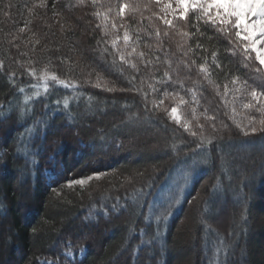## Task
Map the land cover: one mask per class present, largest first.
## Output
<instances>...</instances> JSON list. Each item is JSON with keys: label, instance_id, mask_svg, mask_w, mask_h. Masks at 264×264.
<instances>
[{"label": "trees", "instance_id": "trees-1", "mask_svg": "<svg viewBox=\"0 0 264 264\" xmlns=\"http://www.w3.org/2000/svg\"><path fill=\"white\" fill-rule=\"evenodd\" d=\"M69 2L55 0L54 8L53 0H48L46 11L36 8V15H30L28 9L38 0H0V59L4 60L0 69V116H7L0 119V264H44L45 260L56 264H208L219 236L237 244L233 264H264V144L259 137L246 140L230 120L221 116L228 128L220 133L206 128L204 134L219 135L222 140L213 141L187 160L192 166L191 178L183 191L177 192L173 185L185 168L181 163L184 154L195 149L199 141L171 121H166V130L165 121L155 118L114 129V124L130 114L144 116L140 95L105 92L84 84L79 104L69 101L74 117L69 122L63 99L72 96V91L54 86L44 94L38 77L45 65L61 79L94 83L99 72L112 82L109 87H129L125 75L132 73L109 74L99 66L96 39L100 34L91 27L95 21L85 15V10L69 11ZM29 21L30 30L20 33ZM13 37L18 39L10 45ZM36 39L39 44H35ZM16 43L19 52H27L28 57L19 55ZM29 57L37 61V77L21 75L13 62L15 58L27 64ZM12 73L17 77L14 83L8 79ZM191 76L196 79L195 70ZM219 79L222 83L223 77ZM37 91L40 96L35 95ZM26 95L33 99L28 104L31 111L25 116L19 106ZM205 95L214 99L211 90ZM89 96L93 98V111L87 109ZM162 98V94L155 97L157 102ZM166 106H170L167 99L161 107ZM41 120L43 124H36ZM30 129L36 130L25 144ZM171 144L178 146L177 152L166 147ZM53 154L55 167L49 162ZM33 158L38 162L35 165ZM193 159L206 163L192 165ZM154 171L156 184L166 181L163 191L170 190L178 197L166 220L157 222L146 204L136 209L135 217L131 208L107 216L100 212L102 206L110 208L115 197L141 188ZM96 172L106 175L88 182L83 189L67 186L69 180ZM217 183L219 187H215ZM213 192L215 203H206L212 200ZM157 203L159 214L163 210L160 197ZM93 208L95 213L86 222ZM144 215L150 217L147 223ZM201 216L204 224L199 222ZM132 219L136 220L134 226ZM157 225V242L151 249L141 246L133 255L141 237L148 238L140 229L153 234ZM232 231L236 235L230 237ZM69 240L71 251L78 253L81 246L86 249L81 259L71 260L65 255Z\"/></svg>", "mask_w": 264, "mask_h": 264}, {"label": "snow or ice", "instance_id": "snow-or-ice-1", "mask_svg": "<svg viewBox=\"0 0 264 264\" xmlns=\"http://www.w3.org/2000/svg\"><path fill=\"white\" fill-rule=\"evenodd\" d=\"M47 7L48 0H38L28 11L30 15H36L34 9L46 11ZM53 7L55 8V0ZM66 7L69 11L85 10V15L95 21L91 27L94 32L100 34L96 39L99 66L109 74L113 71L121 74L132 73L125 75L129 87L118 89L114 85L109 87L112 82L104 79L99 72L96 73L94 83L90 80L80 83L61 79L55 71L48 70L45 65L38 77L43 82L44 94L50 93L54 86H62L73 93L63 99V108L68 112L69 122L74 119L69 101L79 104L84 94V84H91L93 88H101L105 92H134L140 95L144 116L130 114L125 121L114 124V129L155 118L165 121L163 126L166 130V121H171L199 141L195 149L184 154L181 163L185 168L181 169L173 185L177 192L183 191L191 178L192 166L187 164V160L194 157L198 150L207 149L213 141L219 143L222 140L219 135L204 134L206 128H211L213 133H220L228 128L221 116L230 120L246 140L259 137L264 144V0H116L115 5L113 0H74V3L70 0ZM31 23L32 21L27 22L19 32L29 31ZM61 28L63 29L64 25H61ZM17 39L18 37H13L10 45ZM39 43L40 40L36 39L35 44ZM15 46L19 52V43ZM32 51H35L34 46ZM19 55L28 57L27 52H19ZM13 62L21 69V75L37 77V61L34 58L29 57L27 64L15 58ZM3 68L4 60L0 59V69ZM193 70L197 73L196 79L191 76ZM220 77H223L222 83ZM8 79L14 83L16 74L12 73ZM146 83L148 91H145ZM209 90L214 93L212 100L205 95ZM20 91L22 92L23 88ZM161 94L163 98L157 102L155 97ZM35 95L40 96L41 93L37 91ZM32 99L25 96L23 105L19 106L21 114L26 116L31 111L28 104ZM92 99L91 96L88 97V111H93ZM165 99L170 102V106L161 107ZM56 104L59 108L60 101L57 100ZM210 111L212 115H208ZM5 118L6 115L0 116V119ZM43 123L42 120L36 121L38 125ZM35 130H29V140L24 141L25 144L30 142L31 133ZM104 139L101 135V140ZM166 147H170L174 153L177 152L176 144ZM36 154L38 153L34 155ZM55 160L56 154L49 157L53 167ZM32 163L35 165L38 162L33 158ZM199 163L206 161L192 160V165ZM48 171L45 169V172ZM105 175L104 172H96L86 178L69 180L66 183L69 188L79 185L83 189L88 182L100 180ZM156 179L157 174L154 171L141 188L133 189L132 193L126 191L123 197H115V202L110 208L102 206L100 212L107 216L131 208V215L135 217L136 209L146 204L157 222L166 220L176 206L178 197L170 190L165 193L163 188L166 181L157 185ZM180 180L184 183L180 184ZM215 187H219V183ZM148 197L152 199L149 200ZM157 197L162 199L159 207L163 210L159 211V214H156ZM215 197L216 193L213 192L212 200L206 203H215ZM121 200H124V203H121ZM94 213L95 208L90 210L85 221L90 220ZM149 219L148 215L143 216L145 223ZM199 222L205 223L203 216ZM130 223L134 226L136 220L132 219ZM132 230H135L134 227ZM158 231V225L153 234H147L145 228H141L140 232L148 238L141 237L133 255H137L143 245L151 249L159 239L155 234ZM229 235L232 237L236 233L232 231ZM66 245L65 255L71 257V241H66ZM212 246L215 251L208 264H233L237 247L234 240L226 241L223 236H219ZM83 250L81 246L79 251ZM243 256L244 249H241V259ZM44 264L56 262L46 261Z\"/></svg>", "mask_w": 264, "mask_h": 264}, {"label": "rangeland", "instance_id": "rangeland-1", "mask_svg": "<svg viewBox=\"0 0 264 264\" xmlns=\"http://www.w3.org/2000/svg\"><path fill=\"white\" fill-rule=\"evenodd\" d=\"M85 252H86V249H84L83 251H79L78 253L72 251L71 257H69L67 255L66 256H67V258H69L71 260L81 259L85 255ZM46 261H52V260H45V261H43V263Z\"/></svg>", "mask_w": 264, "mask_h": 264}]
</instances>
